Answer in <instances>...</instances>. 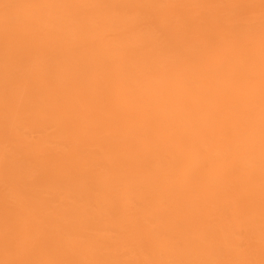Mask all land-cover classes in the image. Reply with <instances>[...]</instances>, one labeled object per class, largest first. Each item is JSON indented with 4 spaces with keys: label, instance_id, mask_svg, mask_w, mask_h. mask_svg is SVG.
Returning a JSON list of instances; mask_svg holds the SVG:
<instances>
[{
    "label": "bare ground",
    "instance_id": "6f19581e",
    "mask_svg": "<svg viewBox=\"0 0 264 264\" xmlns=\"http://www.w3.org/2000/svg\"><path fill=\"white\" fill-rule=\"evenodd\" d=\"M221 2L254 7H167ZM260 2L0 0V261L259 264ZM147 18L190 22L184 46L125 31Z\"/></svg>",
    "mask_w": 264,
    "mask_h": 264
},
{
    "label": "snow or ice",
    "instance_id": "6c2138e0",
    "mask_svg": "<svg viewBox=\"0 0 264 264\" xmlns=\"http://www.w3.org/2000/svg\"><path fill=\"white\" fill-rule=\"evenodd\" d=\"M9 5H5L8 7ZM44 6V5H38ZM141 4H112L102 5V7H110L117 9H132L145 7ZM170 8L178 7H201V8H215V9H247L254 7L253 5H243L234 3H200L193 5H167ZM261 8V192H262V211H264V0L260 2ZM226 17L216 16L213 18L210 29L216 35L223 33L226 30ZM41 22H34L32 26L21 37L20 51L22 54H39L40 45L45 39V33L40 26ZM153 27L157 30V42L161 50L178 49L186 43V38L181 32V25L185 30H190L192 25L188 21H179L171 19L147 18L139 21L138 24L128 25L125 28L127 32H135L139 26ZM209 39L208 36L204 37ZM6 246L11 241L6 239ZM0 264H256L255 261H212V260H168V261H121V260H86V261H70V260H35V259H6L0 261ZM259 264H264L262 259Z\"/></svg>",
    "mask_w": 264,
    "mask_h": 264
}]
</instances>
